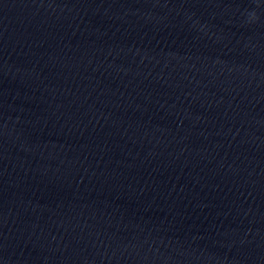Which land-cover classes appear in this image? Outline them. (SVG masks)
<instances>
[{
	"label": "water",
	"instance_id": "obj_1",
	"mask_svg": "<svg viewBox=\"0 0 264 264\" xmlns=\"http://www.w3.org/2000/svg\"><path fill=\"white\" fill-rule=\"evenodd\" d=\"M0 264H264V0H0Z\"/></svg>",
	"mask_w": 264,
	"mask_h": 264
},
{
	"label": "clouds",
	"instance_id": "obj_2",
	"mask_svg": "<svg viewBox=\"0 0 264 264\" xmlns=\"http://www.w3.org/2000/svg\"><path fill=\"white\" fill-rule=\"evenodd\" d=\"M248 18H249V20L254 19L255 18V12L254 11L253 12H249L248 13Z\"/></svg>",
	"mask_w": 264,
	"mask_h": 264
}]
</instances>
